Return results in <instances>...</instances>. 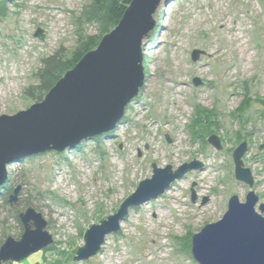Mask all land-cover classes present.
<instances>
[{
    "label": "rangeland",
    "instance_id": "1",
    "mask_svg": "<svg viewBox=\"0 0 264 264\" xmlns=\"http://www.w3.org/2000/svg\"><path fill=\"white\" fill-rule=\"evenodd\" d=\"M102 5L103 0L4 3L0 116L44 99L48 92L36 99L44 61L67 57L85 37L98 34L104 27ZM153 19L154 30L142 44L144 85L116 130L77 149L27 157L8 167L0 189V247L8 237L20 239L18 216L28 207L42 215L54 241L51 249L10 264H75L85 232L115 214L139 183L151 178L153 164L175 171L197 162L202 168L130 210L101 252L78 264H157L149 262L159 254L155 227L175 234L162 264H197L191 237L222 218L230 197L244 202L253 191L258 213L264 205V0H160ZM38 29L43 41L34 37ZM195 50L202 55L194 63ZM194 79L202 85L195 87ZM247 99V109L239 112ZM210 136L218 138L220 150L208 143ZM241 143L247 145L242 163L252 175V189L234 177L232 155ZM17 187V202L10 206ZM140 223L144 226L137 229ZM142 256L144 262H137Z\"/></svg>",
    "mask_w": 264,
    "mask_h": 264
},
{
    "label": "water",
    "instance_id": "2",
    "mask_svg": "<svg viewBox=\"0 0 264 264\" xmlns=\"http://www.w3.org/2000/svg\"><path fill=\"white\" fill-rule=\"evenodd\" d=\"M160 0H132L118 25L103 36L97 47L48 91L44 99L12 116H0V189L8 181V167L19 159L55 151L72 150L82 142L111 134L122 123L126 108L138 97L144 85L143 41L154 30L153 15ZM35 38L44 40L38 29ZM202 52L195 50L191 61ZM201 86L199 79L193 80ZM208 143L221 149L216 136ZM246 143L233 152L234 177L250 189L253 178L244 168L242 158ZM197 162L184 164L173 171L170 166L158 169L152 165V176L139 183L135 191L119 206L117 212L98 225H92L83 236V246L72 258L78 264L95 257L106 237L116 234L130 210L160 197L187 173L200 170ZM20 187L9 196L17 202ZM196 198L192 191L191 201ZM249 191L244 202L229 198L222 218L203 227L191 237V255L197 264H264V205ZM23 234L19 240L8 237L0 247V264L19 263L54 244L46 231L47 222L33 208L19 214Z\"/></svg>",
    "mask_w": 264,
    "mask_h": 264
},
{
    "label": "trees",
    "instance_id": "3",
    "mask_svg": "<svg viewBox=\"0 0 264 264\" xmlns=\"http://www.w3.org/2000/svg\"><path fill=\"white\" fill-rule=\"evenodd\" d=\"M6 1L7 0H0L1 11L4 8V3ZM131 1L132 0H103V5L100 8V13L103 14V18L101 20L104 23V27L100 29L98 34L85 37L81 41V43L77 45V47L67 57H61L57 55L48 58L47 60L44 61V69L38 75L39 83L36 88L38 92V96L36 97V95H34L36 99L37 98L40 99L44 94H46L56 84V82L60 80L62 76L61 74L63 73L65 74L67 71L71 70L85 54L94 50L97 47L101 38L106 34H108L109 32H111L109 30V27L114 29L118 25L124 11L131 3ZM248 105H249V100L247 99L241 105L239 112L245 111ZM197 127H200V125L198 124L195 126V131ZM110 135L111 134L102 135L100 137L94 138V140L107 138ZM80 145H78L74 149H77ZM21 160L22 159H19L16 162H19ZM28 208H32V207H28ZM49 249L51 248L49 247L47 250Z\"/></svg>",
    "mask_w": 264,
    "mask_h": 264
},
{
    "label": "bare ground",
    "instance_id": "4",
    "mask_svg": "<svg viewBox=\"0 0 264 264\" xmlns=\"http://www.w3.org/2000/svg\"><path fill=\"white\" fill-rule=\"evenodd\" d=\"M136 100V99H135ZM221 100V99H220ZM219 100V101H220ZM211 188V186L209 187V188H207V189H210ZM171 198V197H170ZM177 198V197H176ZM176 198H174V199H176ZM178 199V198H177ZM176 199V200H177ZM182 212V211H181ZM141 216H139V218H140ZM165 218V216H161V218L160 219H164ZM141 222H143V219H142V221ZM144 225H143V223H140V225H138L136 228L138 229V228H141V227H143ZM135 227H133V231H136L135 229H136ZM166 228H167V226H166ZM153 234L154 235H152V236H156L157 238H159V242H158V244H156V243H153L154 245H157V247L159 248L158 249V252H159V254H156V253H153L152 254V258L150 259V261L149 262H151V261H153V260H155L156 259V262H157V264H162V262H164V260H166V259H168L169 258V256L170 255H167V256H165L164 254H167V249L168 248H170L171 247V243L173 242V238L175 237V234H174V232H172V230L170 229V228H167V233H161L160 232V229H157V227H155L154 228V230H153ZM132 235V234H131ZM156 238V239H157ZM161 254V255H160ZM158 255V256H157ZM137 262H144V257L142 256L141 258L139 257L137 260H136Z\"/></svg>",
    "mask_w": 264,
    "mask_h": 264
},
{
    "label": "built area",
    "instance_id": "5",
    "mask_svg": "<svg viewBox=\"0 0 264 264\" xmlns=\"http://www.w3.org/2000/svg\"><path fill=\"white\" fill-rule=\"evenodd\" d=\"M103 245H104V244H103ZM102 248H103V246L101 247V250H102ZM101 250H100V252H101ZM100 252H99V253H100ZM99 253H98V254H99Z\"/></svg>",
    "mask_w": 264,
    "mask_h": 264
}]
</instances>
